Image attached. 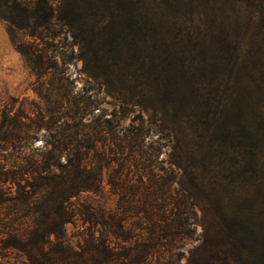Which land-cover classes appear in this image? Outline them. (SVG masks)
<instances>
[{
    "label": "trees",
    "instance_id": "obj_1",
    "mask_svg": "<svg viewBox=\"0 0 264 264\" xmlns=\"http://www.w3.org/2000/svg\"><path fill=\"white\" fill-rule=\"evenodd\" d=\"M0 17L35 39L66 29L84 71L137 78V138L155 130L186 141L182 194H172L175 168L145 165L150 199L107 214L82 200L102 192L107 157L85 162L93 146L76 125L40 160L24 153L50 129L41 113L31 126L21 110H0V264H180L195 240L201 264L227 253L264 264V0H0ZM13 43L40 76L52 67ZM110 183L126 195L123 179ZM131 208L146 236L126 226Z\"/></svg>",
    "mask_w": 264,
    "mask_h": 264
},
{
    "label": "rangeland",
    "instance_id": "obj_2",
    "mask_svg": "<svg viewBox=\"0 0 264 264\" xmlns=\"http://www.w3.org/2000/svg\"><path fill=\"white\" fill-rule=\"evenodd\" d=\"M47 34V37L35 39L22 31H12L0 17V110H21L33 119H24L31 126L36 125L41 113L50 126V129H40L31 144L28 143L24 154L42 160L46 149L51 147L50 143L59 138L67 124L76 125L77 138L88 140L93 146L85 162H90L93 167L98 164L100 153L107 157V161H103L102 192L99 195L85 193L82 200L94 203L107 214L120 215L121 200L137 204V199H150L145 197L147 192L141 182L148 184L151 181L147 177L142 178L139 172L145 165H149L155 174L164 175L175 168L177 177L171 184L172 194H182L186 141L167 136L158 138L155 130L137 138L134 128L141 122L139 114L142 110L137 104V78L133 77L127 83L121 76L86 72L83 60L78 57L79 47L69 31L54 27ZM13 38L24 41L27 45L24 49H28L29 45L36 48L44 61L49 58L52 67L48 72L40 76L34 71L33 63L17 49ZM32 60L38 62V57L32 56ZM148 114L144 110L141 114L145 127L148 126ZM26 128L23 127V130ZM141 145L146 152L138 148ZM1 162L12 163L8 156H4ZM117 178L124 180L126 195L110 183ZM197 210L201 217L200 209ZM124 217L133 234L146 236L147 233L137 225L136 209L131 208ZM67 230L72 234L74 229L70 225ZM202 232V225H198L197 234ZM197 242L191 241L181 249L184 256L180 264L203 262L205 254L197 250ZM223 258L228 261L224 263ZM215 259L216 264H242L236 253L222 254Z\"/></svg>",
    "mask_w": 264,
    "mask_h": 264
}]
</instances>
